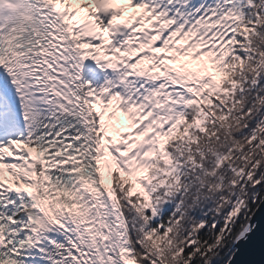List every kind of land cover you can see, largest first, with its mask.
I'll return each mask as SVG.
<instances>
[{"label": "snow or ice", "instance_id": "1", "mask_svg": "<svg viewBox=\"0 0 264 264\" xmlns=\"http://www.w3.org/2000/svg\"><path fill=\"white\" fill-rule=\"evenodd\" d=\"M0 264H264V0H0Z\"/></svg>", "mask_w": 264, "mask_h": 264}]
</instances>
